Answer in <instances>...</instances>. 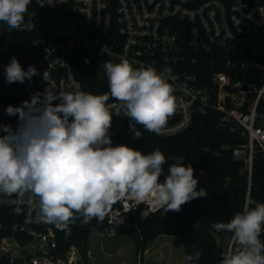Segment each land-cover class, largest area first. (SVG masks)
<instances>
[{
	"label": "built area",
	"instance_id": "1",
	"mask_svg": "<svg viewBox=\"0 0 264 264\" xmlns=\"http://www.w3.org/2000/svg\"><path fill=\"white\" fill-rule=\"evenodd\" d=\"M78 48L117 62L126 58L134 68L170 69L166 75L175 89L176 109L159 136H174L217 109L222 129L238 131L232 159L244 164L251 182L255 159L264 160V0H196L194 5L182 0H31L18 29L0 22V125L15 130L18 116L8 115L6 108L19 107L48 85L71 91L78 83L85 92L71 58ZM12 57L25 71L35 66L38 74L8 84L4 70ZM208 62L222 67L208 73ZM107 103L112 146L143 135L119 101ZM28 199L0 193V207L23 216L14 229L30 236L25 243L14 234L0 239V254L12 264L85 263L75 245L64 255L56 253L59 230L68 235L75 227L96 224L116 236L130 219L136 224L138 216L158 211L148 203L117 202L102 222L84 224L77 214L57 228L42 221L38 201L30 205Z\"/></svg>",
	"mask_w": 264,
	"mask_h": 264
},
{
	"label": "clouds",
	"instance_id": "2",
	"mask_svg": "<svg viewBox=\"0 0 264 264\" xmlns=\"http://www.w3.org/2000/svg\"><path fill=\"white\" fill-rule=\"evenodd\" d=\"M30 2L0 0V22L18 29ZM104 68L109 93H87L78 83L71 91L48 85L19 107L6 108L8 115L18 116L15 130L0 125V193L21 200L27 195L30 205L35 199L40 219L57 228L66 227L77 214L84 224L102 222L117 202L148 203L166 213L206 197L202 187L197 190L191 164L170 166L161 181L165 156L158 148L145 154L123 144L112 146L110 97L132 121L162 133L176 109L175 89L166 75L170 69L134 68L126 58L106 62ZM4 71L8 84L31 81L38 74L32 65L25 71L15 57ZM43 79L48 81L47 71ZM212 227L231 233L234 241L220 264H264V203L245 205L230 221ZM200 256L199 250L186 255L185 264H196Z\"/></svg>",
	"mask_w": 264,
	"mask_h": 264
},
{
	"label": "trees",
	"instance_id": "3",
	"mask_svg": "<svg viewBox=\"0 0 264 264\" xmlns=\"http://www.w3.org/2000/svg\"><path fill=\"white\" fill-rule=\"evenodd\" d=\"M182 1L187 5L196 3V0ZM71 58L85 92H110L104 65L106 62H119L83 48L75 49ZM221 67L208 62L207 72ZM219 114L217 109L212 108L208 114L197 117L187 129L170 137L149 132L138 124L143 135L126 140L125 145L145 154L158 148L165 156L162 168L166 175L172 165L191 164L194 177L198 180L197 190L202 187L206 197L184 204L179 212L165 213L164 209H160L146 218L138 216L136 224L130 219L118 235L132 236L138 248H145L160 235H180L183 238L184 256L199 250L201 256L196 264H220L223 254L234 247V241L231 233H218L212 225L214 222L230 221L234 214L243 211L245 205L254 207L256 203H264V160L261 156L255 159L251 182L242 162L234 161L230 164L233 160L232 148L239 141L236 137L238 131L222 129L218 121ZM22 220L21 213L0 207V239L14 234L20 242H27L30 236L13 227L15 222ZM100 230L101 225L96 224L75 227L68 235L59 230L56 253L64 255L75 245L85 264H92L89 257V235ZM260 239L264 241V232ZM0 264L12 263L8 256L0 254Z\"/></svg>",
	"mask_w": 264,
	"mask_h": 264
},
{
	"label": "rangeland",
	"instance_id": "4",
	"mask_svg": "<svg viewBox=\"0 0 264 264\" xmlns=\"http://www.w3.org/2000/svg\"><path fill=\"white\" fill-rule=\"evenodd\" d=\"M128 234L109 236L97 231L89 235L92 264H184L183 238L161 235L145 248H138Z\"/></svg>",
	"mask_w": 264,
	"mask_h": 264
},
{
	"label": "water",
	"instance_id": "5",
	"mask_svg": "<svg viewBox=\"0 0 264 264\" xmlns=\"http://www.w3.org/2000/svg\"><path fill=\"white\" fill-rule=\"evenodd\" d=\"M189 31H190V28H188V31H187V34H189ZM234 163V160H231L230 161V164H233ZM78 264H85V263H83L82 261H81V259H78ZM19 263H20V261H19Z\"/></svg>",
	"mask_w": 264,
	"mask_h": 264
},
{
	"label": "crops",
	"instance_id": "6",
	"mask_svg": "<svg viewBox=\"0 0 264 264\" xmlns=\"http://www.w3.org/2000/svg\"><path fill=\"white\" fill-rule=\"evenodd\" d=\"M161 236V235H160Z\"/></svg>",
	"mask_w": 264,
	"mask_h": 264
}]
</instances>
